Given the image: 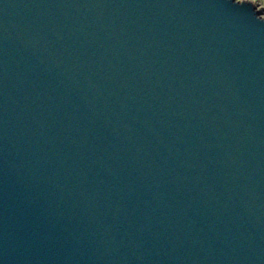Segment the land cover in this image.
<instances>
[{"label": "water", "instance_id": "water-1", "mask_svg": "<svg viewBox=\"0 0 264 264\" xmlns=\"http://www.w3.org/2000/svg\"><path fill=\"white\" fill-rule=\"evenodd\" d=\"M258 14L0 0V264H264Z\"/></svg>", "mask_w": 264, "mask_h": 264}, {"label": "rangeland", "instance_id": "rangeland-1", "mask_svg": "<svg viewBox=\"0 0 264 264\" xmlns=\"http://www.w3.org/2000/svg\"><path fill=\"white\" fill-rule=\"evenodd\" d=\"M236 1H248L251 2L254 5V7L258 6V8L255 7L257 12L259 13L258 15L260 18L264 19V0H236Z\"/></svg>", "mask_w": 264, "mask_h": 264}, {"label": "crops", "instance_id": "crops-1", "mask_svg": "<svg viewBox=\"0 0 264 264\" xmlns=\"http://www.w3.org/2000/svg\"><path fill=\"white\" fill-rule=\"evenodd\" d=\"M255 7H257V8H258V6H255Z\"/></svg>", "mask_w": 264, "mask_h": 264}]
</instances>
